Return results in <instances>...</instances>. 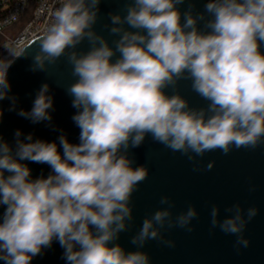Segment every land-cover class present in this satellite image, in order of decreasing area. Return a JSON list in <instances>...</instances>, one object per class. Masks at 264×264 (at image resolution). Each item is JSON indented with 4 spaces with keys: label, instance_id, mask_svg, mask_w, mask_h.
Segmentation results:
<instances>
[{
    "label": "clouds",
    "instance_id": "9594fccd",
    "mask_svg": "<svg viewBox=\"0 0 264 264\" xmlns=\"http://www.w3.org/2000/svg\"><path fill=\"white\" fill-rule=\"evenodd\" d=\"M100 2L63 0L39 37L32 67L45 70L67 55L77 77L67 92L77 110L72 120L80 129L79 143L63 134L59 146L33 141L32 134L22 140L17 130L13 151L0 136L4 264H31L54 240L64 249L66 264H151L141 250L145 244L158 240L174 248L175 241L164 239L161 229L167 224L192 232L198 213L189 206L173 220V205L163 196L160 203L169 207L142 221L130 241L135 251L114 243L133 220L132 194L149 175L147 167H133L130 150L151 136L195 161L207 152L228 155L264 145V0H207L197 15L191 7L181 13L178 6L185 0H130L125 14H110L111 27L106 25L117 37L114 47L93 30ZM85 39L87 52L68 51ZM11 63L0 60V100L8 98L11 88ZM181 80L191 81L192 90L208 102L206 108L190 107L179 92L168 94ZM48 92L45 83L31 110L17 115L50 122L53 99ZM11 99L10 111L15 108ZM22 161L46 164L51 172L33 179ZM214 164L209 161L205 170ZM219 211L211 208V227L235 236L237 250L249 247L244 232L258 209L249 207L245 213L236 203L226 209L233 215L222 221Z\"/></svg>",
    "mask_w": 264,
    "mask_h": 264
},
{
    "label": "water",
    "instance_id": "95a60500",
    "mask_svg": "<svg viewBox=\"0 0 264 264\" xmlns=\"http://www.w3.org/2000/svg\"><path fill=\"white\" fill-rule=\"evenodd\" d=\"M130 0H101L98 5L97 21L93 30L104 36L110 46L117 37L109 34L111 27L110 14H125ZM207 0H185L179 5L181 13L191 7L193 15L204 12ZM106 25L108 27H106ZM202 28V22L198 25ZM127 27V26H125ZM90 45L85 39L75 49L78 53L87 52ZM39 51V38L34 39L23 50L7 70V80L11 86L8 98L0 100V136L15 151V132L19 130L24 139L32 134L33 141L39 139L56 142L63 134L71 143H79L80 129L75 125L72 116L76 109L72 107V99L67 92L68 87L77 77L72 75V66L67 55L61 56L55 64H49L45 70L33 71L34 56ZM264 52V45L261 46ZM115 59V57L113 58ZM49 85L47 93L53 99V107L49 109L51 121L33 123L17 115L20 110L30 111L34 99L43 84ZM169 95L179 92L188 100L192 108H206L203 100L191 88V81L181 80L175 90H166ZM12 97L15 98L14 110ZM62 152V149H59ZM129 157L134 161L133 167L145 166L149 171L148 178L138 185L132 194L130 206L133 220L128 222V229L120 233L114 243L120 244L125 251H135L131 238L140 229L146 217L168 205L160 203L161 197L167 196L172 203L170 209L172 219L185 212L189 206L196 208L198 216L192 221V232L179 227L169 228L167 224L161 229L164 239L175 241V247L169 248L158 240L148 241L142 251L150 257L151 264H264V145L255 150L233 149L228 155L219 150L207 152L203 157H195V161L179 152H173L162 144L155 143L151 136L144 143L130 150ZM209 161H215L214 167L207 171ZM31 169L33 179L47 177L51 169L46 164L22 161ZM194 168L199 170L194 171ZM7 175V173H6ZM254 189V190H250ZM239 203L245 210L249 207L258 209L257 216L245 229L244 236L250 240L247 248L235 247L236 237L226 235L219 227H211L210 211L213 206L219 207V220L233 215L227 208ZM3 208L0 207V213ZM64 249L57 241L42 250V254L34 257L31 264H66L63 258ZM0 264H4L0 261Z\"/></svg>",
    "mask_w": 264,
    "mask_h": 264
},
{
    "label": "built area",
    "instance_id": "2783aa9c",
    "mask_svg": "<svg viewBox=\"0 0 264 264\" xmlns=\"http://www.w3.org/2000/svg\"><path fill=\"white\" fill-rule=\"evenodd\" d=\"M63 0H0V60L14 61L34 39L41 37L53 22V13ZM24 21L21 29L16 25ZM8 30V32H6Z\"/></svg>",
    "mask_w": 264,
    "mask_h": 264
},
{
    "label": "trees",
    "instance_id": "16d2710c",
    "mask_svg": "<svg viewBox=\"0 0 264 264\" xmlns=\"http://www.w3.org/2000/svg\"><path fill=\"white\" fill-rule=\"evenodd\" d=\"M23 25H24V21L20 22V23H19L18 25H16V26H17L18 29H21Z\"/></svg>",
    "mask_w": 264,
    "mask_h": 264
},
{
    "label": "rangeland",
    "instance_id": "374dc122",
    "mask_svg": "<svg viewBox=\"0 0 264 264\" xmlns=\"http://www.w3.org/2000/svg\"><path fill=\"white\" fill-rule=\"evenodd\" d=\"M6 32H8V30H7ZM8 33H9V32H8ZM3 39H4V35H3V34H0V45H1V43L3 42Z\"/></svg>",
    "mask_w": 264,
    "mask_h": 264
}]
</instances>
